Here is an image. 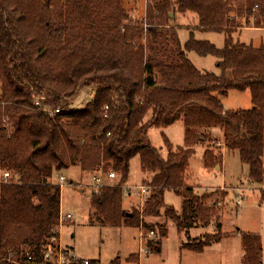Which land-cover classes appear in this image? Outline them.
<instances>
[{"label":"trees","instance_id":"16d2710c","mask_svg":"<svg viewBox=\"0 0 264 264\" xmlns=\"http://www.w3.org/2000/svg\"><path fill=\"white\" fill-rule=\"evenodd\" d=\"M234 11L264 28V0H245L236 9L232 0H153L141 23L123 0H0V171L18 179L0 184V264H52L44 255L48 248L57 252L60 237L58 177L73 166L118 175L93 191L92 220L140 228L165 209L166 219L187 234L198 223L209 226L216 214L206 204L209 196L185 186L195 147L209 138L197 136L199 129H221L225 149L238 151L249 166V183L264 182V45L234 41ZM176 12L195 14L197 30L225 33L224 47L196 40L193 31L183 45L172 24ZM188 52L217 58L220 73L199 70ZM84 88L96 89L94 99L71 110ZM230 91H250L252 107L225 110L221 98ZM179 120L186 144L174 151L166 138L164 158L148 131ZM137 155L142 171L153 174L143 181L151 194L143 210L125 212L123 185ZM203 160L207 169L222 164L211 149ZM166 190L183 197L181 213L165 205ZM162 227L146 244L149 254L161 251L168 234ZM204 238L182 249L203 252L224 234ZM242 243L243 264H263L260 236L242 234ZM68 258L66 264L84 262ZM109 264L124 263L118 256ZM125 264H139V256L130 254Z\"/></svg>","mask_w":264,"mask_h":264},{"label":"rangeland","instance_id":"374dc122","mask_svg":"<svg viewBox=\"0 0 264 264\" xmlns=\"http://www.w3.org/2000/svg\"><path fill=\"white\" fill-rule=\"evenodd\" d=\"M234 8L245 4V0H232ZM124 6L137 23H141L146 18V8L153 4V0H123ZM231 16L235 19L238 27L259 26L254 16L238 18L236 12ZM177 20V21H176ZM198 17L193 13L180 14L176 12L175 26L178 28L180 40L185 44L194 32L196 40L209 41L221 48L225 45L227 35L215 31L197 30ZM233 39L236 43H241L238 28L233 31ZM250 33V34H249ZM253 33L245 31L242 35V44L249 43ZM256 42V38L254 39ZM249 45V44H248ZM256 45V44H254ZM255 47V46H254ZM190 61L203 72L220 73L216 67L218 59L213 56H200L196 52H188ZM95 88H84L80 90L75 101L70 105L71 110H80L94 99ZM225 110H237L240 108L250 109V93L233 91L228 97L221 98ZM186 126L182 120L166 128L151 127L148 131L151 144L159 149L164 156H168L166 138L173 144V150L185 146ZM218 130V128H217ZM197 136L207 135L206 143H200L195 147V154L190 158V169L185 172V186L190 185L199 196H209L206 201L207 206L215 207L217 219H213L210 225L192 228L189 233L178 231L172 221L164 216L165 209L159 217L144 218L147 226L136 227H112L105 226L97 222L96 217L92 220L95 210L91 207V196L94 191L92 176L86 174V181L78 183L79 175L71 168L66 170V180L61 186V209L62 212L72 215L71 219L64 220L59 226V237L57 246L67 257H75L83 260H98L101 264H109L113 259L120 256L125 264V259L130 254L139 256V264H243L244 248L242 234H254L261 238L263 246L264 264V182L261 184H249V166L240 159L238 151L226 150L223 134L213 133V130L199 129ZM219 144H217V143ZM211 149L218 156H222V165L219 172L216 168L208 170L204 166V152ZM223 167V168H222ZM188 170V172H187ZM145 173V174H144ZM188 175V178H187ZM3 171H0V180ZM153 174L143 172L140 165V157L137 155L131 161L130 175L124 184L127 187L142 186L143 179L150 180ZM60 176L58 177L59 180ZM118 179H107L106 182H117ZM60 180H59V182ZM242 183V185H240ZM199 184V185H197ZM226 184V185H225ZM239 186H231V185ZM218 187L223 188H200ZM259 190H254V189ZM135 191L130 197L124 196L122 207L125 212L134 209L143 210L145 202L141 195ZM241 201L238 204V199ZM128 201L129 204H128ZM164 203L174 207L178 212L182 211L183 197L172 190L164 193ZM235 203V204H234ZM222 220V225L218 222ZM169 227V239L163 240L160 252L147 253L146 244L150 240H155L159 236L161 227ZM223 226V227H222ZM162 227V228H163ZM222 227V228H221ZM224 234L225 238L218 244L206 247L203 252H195L190 249H182V244L187 242H199L205 240V234L218 232ZM154 231L155 234L151 235ZM142 239V244H141ZM53 253H57L52 250Z\"/></svg>","mask_w":264,"mask_h":264},{"label":"built area","instance_id":"2783aa9c","mask_svg":"<svg viewBox=\"0 0 264 264\" xmlns=\"http://www.w3.org/2000/svg\"><path fill=\"white\" fill-rule=\"evenodd\" d=\"M0 103H1V100H0ZM36 105L40 106V103L37 102ZM50 112H51V115H54V114L59 113L60 110L57 109L55 111H50ZM5 121H7V119H5ZM117 178H118V175L115 172H109L107 174L100 173L99 175H97L93 178L94 190H98L99 188L107 185V182H106L107 179L114 180ZM59 180L61 182V184L59 183L60 187H61L62 182H64L66 180V178L64 176H61ZM3 182H5V183H8V182L17 183L18 179L14 178L11 172L5 171V172H3V176H2V179L0 180V184ZM137 190L139 191L138 193L141 195V198L143 199L144 202L150 197L151 188L147 185H142V186L139 185L136 187H127L126 185H123V191H124V194L126 196L130 197ZM241 198H243V197L240 196V198L237 201L238 204L240 203ZM71 218H72V215L70 213L65 214L62 212V209H61L60 225L63 224L64 220H68ZM154 234H155V232L152 231L151 235H154ZM141 244H142V239H141ZM146 252L148 253L147 248H146ZM72 258L80 259V258H75V257H72ZM68 259L69 258L65 255V253L63 251L60 250L59 247L57 248V253H53L52 249L48 248V250H46L45 255H44V262L52 263V264H66ZM29 260H32V258L29 257ZM89 262H90V260H84L83 264H89Z\"/></svg>","mask_w":264,"mask_h":264},{"label":"crops","instance_id":"0c3cea01","mask_svg":"<svg viewBox=\"0 0 264 264\" xmlns=\"http://www.w3.org/2000/svg\"><path fill=\"white\" fill-rule=\"evenodd\" d=\"M177 21V20H176ZM174 24H175V21H174ZM238 30H239V33H240V42L242 43V35H243V33L246 31H249V32H251V33H253V35L252 36H250L249 35V37H250V39H249V43H244V44H246V45H252V46H255V47H260V46H262V45H264V28H261V27H240V28H238ZM250 34V33H249ZM256 38V42L254 41V39ZM244 40V39H243ZM183 44V43H182ZM254 44H256V45H254ZM184 45V44H183ZM224 47V46H223ZM222 48V47H221ZM231 92H233V91H230L229 92V94H228V96L230 95V93ZM247 93L249 92L250 93V91H246ZM246 92H244V93H246ZM250 95H251V93H250ZM227 96V97H228ZM226 98V97H225ZM251 104H252V98H251ZM240 109H243V108H240ZM238 110V109H237ZM216 132V134H223V132L221 131V129H215V130H213V133H215ZM185 134H186V129H185ZM149 136V135H148ZM223 136H224V134H223ZM150 139V138H149ZM167 139L170 141V139L167 137ZM171 143V142H170ZM185 143H186V137H185ZM172 144V143H171ZM173 145V144H172ZM174 147V146H173ZM196 151V150H195ZM164 157V156H163ZM222 165V164H221ZM188 169H190V162H189V165H188ZM130 168H131V166H130ZM223 168V167H222ZM73 170L76 172V174L77 175H79V182L78 183H81V182H84V181H86V174L87 175H89L90 173H87V172H84V171H82L81 170V168L80 167H78V166H73V167H71V171L73 172ZM208 170H211V169H208ZM216 170H218L219 172H221V169L219 170L218 169V167H217V169ZM187 172H188V170H187ZM145 174V173H144ZM91 176H92V181H93V178L95 177V176H97V175H95V174H90ZM61 176H64L65 177V175H61ZM60 176V177H61ZM187 178H188V175H187ZM60 179V178H59ZM143 181H144V179H143ZM142 181V182H143ZM58 182H59V180H58ZM113 182H108L107 184H112ZM94 184V183H93ZM250 184V183H249ZM197 185H199V184H197ZM226 185V184H225ZM225 185H223V186H218V187H202L201 185H200V188H223ZM240 185H242V183H240ZM231 186H239L238 184L237 185H231ZM190 187H192L191 185H190ZM194 187V186H193ZM192 187V188H193ZM194 189V188H193ZM254 189V188H253ZM254 190H259V189H254ZM124 202H125V200H124ZM129 202L130 201H128V204H129ZM62 204V203H61ZM235 204V203H234ZM177 211V210H176ZM178 212V211H177ZM178 213H181V212H178ZM217 219V217H216V215L213 217V219ZM213 221V220H212ZM167 226H166V229H167V232H168V234H167V237L165 238V239H163V240H167V239H169V227H168V223L166 224ZM220 225H222V220L220 221V222H218V226L217 227H220ZM176 226V225H175ZM223 227V226H222ZM221 227V228H222ZM178 229V228H177ZM179 231V230H178ZM218 232H219V229L217 230ZM60 232V231H59ZM208 234V233H207ZM211 234V233H210ZM212 234H214V233H212ZM206 235V234H205ZM204 236V235H203ZM60 238H61V233H60ZM224 238H225V236H224ZM224 238H223V240H224ZM163 240H162V242H163ZM222 243V242H221ZM216 244V243H215ZM215 244H212L211 246H213V245H215ZM218 244V243H217ZM211 246H209V247H211ZM161 248H162V243H161Z\"/></svg>","mask_w":264,"mask_h":264}]
</instances>
